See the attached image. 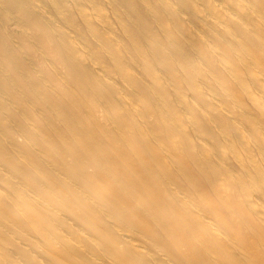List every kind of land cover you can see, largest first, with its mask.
Masks as SVG:
<instances>
[{"label": "bare ground", "instance_id": "bare-ground-1", "mask_svg": "<svg viewBox=\"0 0 264 264\" xmlns=\"http://www.w3.org/2000/svg\"><path fill=\"white\" fill-rule=\"evenodd\" d=\"M0 264H264V0H0Z\"/></svg>", "mask_w": 264, "mask_h": 264}]
</instances>
